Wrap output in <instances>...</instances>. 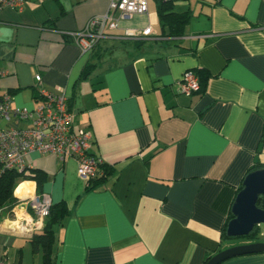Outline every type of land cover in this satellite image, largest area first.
<instances>
[{"label": "crops", "instance_id": "0c3cea01", "mask_svg": "<svg viewBox=\"0 0 264 264\" xmlns=\"http://www.w3.org/2000/svg\"><path fill=\"white\" fill-rule=\"evenodd\" d=\"M108 2L26 0L21 11L0 10V96L32 108L39 74L41 87L65 92L72 129L91 131L90 152L110 168L86 190L75 159L29 154L28 167L46 174L42 193L69 210L53 226V264H203L263 241L232 242L221 232L244 177L264 167V0H174L191 13L178 37L163 36L149 0L146 15L121 20L82 53L69 33ZM147 26L153 37H123ZM186 70L203 79L190 95L176 86ZM20 184L17 197L36 195L34 181ZM27 210L28 234L11 231L2 214L0 261L43 264L29 240L44 219ZM220 264H264V252Z\"/></svg>", "mask_w": 264, "mask_h": 264}, {"label": "built area", "instance_id": "2783aa9c", "mask_svg": "<svg viewBox=\"0 0 264 264\" xmlns=\"http://www.w3.org/2000/svg\"><path fill=\"white\" fill-rule=\"evenodd\" d=\"M26 0H0V10L9 7L21 11ZM149 0H109L104 14L91 17L83 29L69 33L73 42L82 53H90L100 39L107 37L110 31L118 29L121 20L135 15L148 13ZM166 1V0H163ZM150 27L142 29L125 28L123 37L142 40L153 37ZM38 84V102L32 108L12 106L9 95L0 96V165L2 169H15L22 172L28 169L27 158L30 153L50 154L60 160L73 158L77 164V174L86 182L103 173L100 157L90 152L93 143L92 133L88 129H72L73 113L67 104L64 91L51 92L41 87V76L35 75ZM177 90L190 95L200 88L199 77L193 70H186L176 82ZM1 122L6 123L1 125ZM14 125H11L13 124ZM15 195V194H14ZM16 196V195H15ZM17 197V196H16ZM11 216H4L11 231L28 234L34 229L33 220L25 219L29 213L27 206L40 219L48 214L51 200L42 193L27 199L17 197ZM24 210V211H23ZM18 212L21 215H18ZM3 210L0 208V219ZM30 214V213H29ZM261 236L264 233L260 232ZM0 264H12L2 259Z\"/></svg>", "mask_w": 264, "mask_h": 264}, {"label": "trees", "instance_id": "16d2710c", "mask_svg": "<svg viewBox=\"0 0 264 264\" xmlns=\"http://www.w3.org/2000/svg\"><path fill=\"white\" fill-rule=\"evenodd\" d=\"M173 2L174 0H166V1L156 0V13L158 16L159 24L163 31V36L178 37L183 35L185 27L188 24L189 19L191 17V13L188 10L185 11L175 10V6ZM91 66L88 65L86 67V69L82 73V77L86 76ZM195 73L199 77L200 86H202L203 79L200 75V71H195ZM100 167L103 170L102 175L90 178L86 182V188H85L86 190H91L96 188L106 178V175L109 173L110 168L104 162L101 163ZM24 180L34 181L36 185V195L39 196L42 194V187L46 181V174L44 171L37 168L35 169L28 168L22 172H18L15 169L4 170L0 165V208H2L4 215L6 216L12 215L11 210L18 201L17 197H15L16 191L14 189H16V186L21 181ZM24 183L31 184L30 182H24ZM257 205L260 208L264 207V199L262 197L258 198ZM68 212L69 210L64 202L51 203L48 214L44 217L43 226L41 230L37 232H33L30 235L29 241L32 245V249L35 252L41 253L43 264H53V258H52V244L54 239L53 226L61 223L63 218L68 215ZM231 218H233V215L230 212V217L228 221ZM227 223L228 222H226V224L222 229L221 237L223 239H232L226 233ZM260 230L261 227H256L253 229L252 232H250L247 236H244L243 238L249 240L257 239L259 238ZM209 258L210 256L206 257L203 264H205Z\"/></svg>", "mask_w": 264, "mask_h": 264}, {"label": "water", "instance_id": "95a60500", "mask_svg": "<svg viewBox=\"0 0 264 264\" xmlns=\"http://www.w3.org/2000/svg\"><path fill=\"white\" fill-rule=\"evenodd\" d=\"M264 199V167L250 171L242 181L232 204V215L226 227L229 237H244L256 227L264 228V207L257 205L258 198ZM264 252V241H253L223 249L212 255L205 264H220L229 258Z\"/></svg>", "mask_w": 264, "mask_h": 264}, {"label": "rangeland", "instance_id": "374dc122", "mask_svg": "<svg viewBox=\"0 0 264 264\" xmlns=\"http://www.w3.org/2000/svg\"><path fill=\"white\" fill-rule=\"evenodd\" d=\"M1 125H4V122L3 123H1ZM21 188V184L18 186V187H16V189H14L15 191H16V196L18 195V193H19V189ZM261 232L262 233H264V228L262 227L261 228ZM259 240H263L264 241V236H262V237H260V238H258ZM244 239H232V240H230V241H232V242H240V241H243Z\"/></svg>", "mask_w": 264, "mask_h": 264}]
</instances>
